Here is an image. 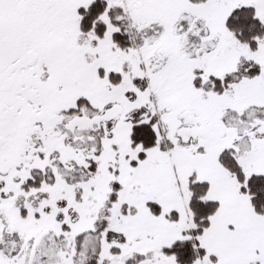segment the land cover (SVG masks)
Returning <instances> with one entry per match:
<instances>
[{"label":"snow or ice","instance_id":"1","mask_svg":"<svg viewBox=\"0 0 264 264\" xmlns=\"http://www.w3.org/2000/svg\"><path fill=\"white\" fill-rule=\"evenodd\" d=\"M0 264H264V0H0Z\"/></svg>","mask_w":264,"mask_h":264}]
</instances>
